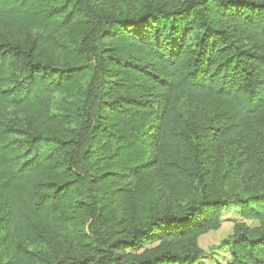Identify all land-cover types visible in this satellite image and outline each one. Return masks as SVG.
Segmentation results:
<instances>
[{"label":"trees","instance_id":"trees-1","mask_svg":"<svg viewBox=\"0 0 264 264\" xmlns=\"http://www.w3.org/2000/svg\"><path fill=\"white\" fill-rule=\"evenodd\" d=\"M231 205L264 264V0H0V264H195Z\"/></svg>","mask_w":264,"mask_h":264},{"label":"rangeland","instance_id":"rangeland-1","mask_svg":"<svg viewBox=\"0 0 264 264\" xmlns=\"http://www.w3.org/2000/svg\"><path fill=\"white\" fill-rule=\"evenodd\" d=\"M244 225L248 228L260 227L257 218L244 217L241 208L231 205L225 208L221 215L220 225L217 229L209 231L198 238V247L203 255L195 264H229L230 256L228 250L220 247L224 239L233 235L236 226ZM159 243H150L145 248L152 250Z\"/></svg>","mask_w":264,"mask_h":264}]
</instances>
